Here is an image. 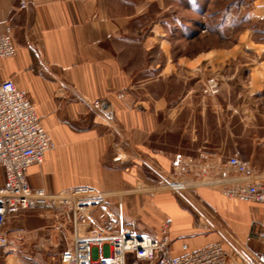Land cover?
<instances>
[{"label":"crops","instance_id":"obj_1","mask_svg":"<svg viewBox=\"0 0 264 264\" xmlns=\"http://www.w3.org/2000/svg\"><path fill=\"white\" fill-rule=\"evenodd\" d=\"M169 6L166 0H0V35L10 24L15 46L1 61L0 81L12 79L29 96L54 143L41 164L28 167L26 181L52 193L74 186L108 193L109 208L116 212L121 203L135 231L160 238L166 224L173 256L182 254V244L197 250L220 241L231 250L230 264H253L262 250L264 203L216 186L153 192L139 186L140 177L156 184L179 166L191 171L183 178L198 176L193 155H235L264 172V45L223 53V98H207L179 76L181 66L188 74L204 57L181 62L163 48L161 17ZM97 99L99 110L92 107ZM42 214L51 217L34 210L9 217L7 246L30 249Z\"/></svg>","mask_w":264,"mask_h":264},{"label":"built area","instance_id":"obj_2","mask_svg":"<svg viewBox=\"0 0 264 264\" xmlns=\"http://www.w3.org/2000/svg\"><path fill=\"white\" fill-rule=\"evenodd\" d=\"M12 36L13 28L7 24L0 35V64L15 54ZM217 90L216 79L210 77L202 94L209 96ZM101 105L99 99L92 102L94 109ZM53 148L29 96L18 90L12 79L0 81V167L5 175V185L0 187V248L8 245L6 220L22 210L37 209L46 210L56 225L68 232L59 264H230L231 250L220 241L197 250L182 244V254L173 256L166 224L160 238L135 231V222L123 218L121 203L112 212L109 194L93 187L74 186L55 193L30 188L28 167L41 164ZM212 168L217 177L195 182L220 187L244 201L264 203V172L235 155L217 158ZM191 184L172 182L167 187L184 189ZM259 235L262 250L253 257V264H264V229Z\"/></svg>","mask_w":264,"mask_h":264},{"label":"rangeland","instance_id":"obj_3","mask_svg":"<svg viewBox=\"0 0 264 264\" xmlns=\"http://www.w3.org/2000/svg\"><path fill=\"white\" fill-rule=\"evenodd\" d=\"M166 1L170 6L165 9L161 17L165 51L170 52L174 60L179 57L181 62L188 61L191 57L197 58V60L204 57V59L199 60L200 63L194 66V69L188 70L190 72L188 74L185 73L186 71L184 72V67H180V82L197 84L202 94L206 80L214 77L218 83L217 92L209 96L202 95L207 98H223L221 88L225 81L222 71L223 57H226L225 52L245 51L246 48L257 50L264 45V0ZM229 56L232 55L229 53ZM158 61H162L161 58H158ZM231 61L236 60L231 59ZM233 67L240 68V65L236 64ZM190 77L191 80H189ZM165 83H170V81L167 80ZM181 93L182 90L180 89ZM193 157L197 158L193 162V170L198 173V176L195 175L191 179L183 178L187 174L191 175V171L186 170L184 166H179L180 170L177 167L174 174L164 175V180L160 177L158 182L155 181L156 184L140 177L139 186H145L144 191L146 188L152 192L159 189L178 191L186 188L171 189L167 187V184L184 182L196 186L199 182L195 181L217 177L212 171V164L217 160L218 155L210 156V160L204 156L199 158L193 155ZM225 157L224 155L221 156L223 159ZM196 169L197 171H195ZM177 175L180 176L178 179L176 178ZM34 212L36 214L47 213L46 210L37 209ZM39 224L37 242H32L30 249L24 250L19 244L12 245L10 248L8 246L0 248V264H59L58 255L64 248V241L68 232L60 225H56V222L50 217H46L45 214L39 216ZM252 238V243H255L256 236L253 235ZM233 253L234 251H232ZM233 260H236L233 264H241V262L238 263V259ZM140 264L147 263L140 262Z\"/></svg>","mask_w":264,"mask_h":264}]
</instances>
